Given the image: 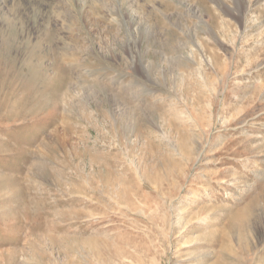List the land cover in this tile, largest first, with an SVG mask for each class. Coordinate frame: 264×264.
I'll list each match as a JSON object with an SVG mask.
<instances>
[{
    "label": "rangeland",
    "instance_id": "374dc122",
    "mask_svg": "<svg viewBox=\"0 0 264 264\" xmlns=\"http://www.w3.org/2000/svg\"><path fill=\"white\" fill-rule=\"evenodd\" d=\"M0 264H264V0H0Z\"/></svg>",
    "mask_w": 264,
    "mask_h": 264
}]
</instances>
